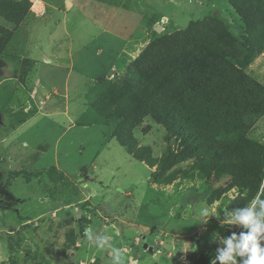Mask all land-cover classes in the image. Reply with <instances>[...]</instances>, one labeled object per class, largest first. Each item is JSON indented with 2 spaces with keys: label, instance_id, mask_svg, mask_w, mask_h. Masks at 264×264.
<instances>
[{
  "label": "rangeland",
  "instance_id": "obj_1",
  "mask_svg": "<svg viewBox=\"0 0 264 264\" xmlns=\"http://www.w3.org/2000/svg\"><path fill=\"white\" fill-rule=\"evenodd\" d=\"M44 1L64 29L40 28L36 0H0V264H117L118 250L125 264H210L227 250L223 238L234 232L235 245L250 231L222 221L249 207L264 183V116L193 148L160 113L171 94L199 83L177 49L186 43L222 54L264 87V0ZM59 41L56 65L45 50ZM68 63L84 76L80 94L33 91L63 84ZM156 75L160 96L134 93ZM65 99L86 108L69 126ZM45 101L58 106L66 135L38 143L23 124ZM204 207L213 216L201 224ZM252 207L259 213L260 201Z\"/></svg>",
  "mask_w": 264,
  "mask_h": 264
},
{
  "label": "trees",
  "instance_id": "obj_2",
  "mask_svg": "<svg viewBox=\"0 0 264 264\" xmlns=\"http://www.w3.org/2000/svg\"><path fill=\"white\" fill-rule=\"evenodd\" d=\"M177 49L181 50V59L184 57L190 59L189 61L194 64L191 69L199 72L200 77L197 78L199 83L192 84L189 94L181 91L171 94L169 96L171 101L165 111L160 113L162 119L170 115L168 120L173 133H177L185 141L193 143V148H197L210 138L222 134L234 136L244 133L264 116V87L245 75L241 68H237L227 57L211 52L209 47L204 49L198 41L186 43L182 49L178 46ZM161 69L166 68L163 66ZM181 71L180 67L174 74ZM158 77L156 75L154 79L150 78L140 83L137 92L134 93L137 95L156 93L160 96L162 83L157 82ZM153 83L154 86L149 87ZM182 115L184 118H181ZM118 122L116 126L119 125ZM219 127L220 132L216 135L214 129ZM210 142L214 148L218 143ZM203 146L202 151L209 150V148L205 150ZM19 175L20 172H14L10 174V178L14 179ZM7 185L8 182L2 184L3 187Z\"/></svg>",
  "mask_w": 264,
  "mask_h": 264
},
{
  "label": "crops",
  "instance_id": "obj_3",
  "mask_svg": "<svg viewBox=\"0 0 264 264\" xmlns=\"http://www.w3.org/2000/svg\"><path fill=\"white\" fill-rule=\"evenodd\" d=\"M30 9H31V14L35 16V19L38 21V24L40 25V28L42 30L55 32L57 30L65 28L64 21L57 22V19L50 17V15L48 14L47 3H45L44 0H36L35 3H32V6ZM70 46L72 48L73 44ZM60 47L62 48V44L59 41L58 44H56L54 47L47 46L45 50V55L46 53H48L51 56V59L54 60L56 65H58L57 64L58 57H59L58 51L60 50ZM38 51L40 50L37 49V52ZM37 52H35V50L33 51V53L35 54ZM74 70H75V67L73 63H68L66 67V79L63 84L58 85V84L51 83L49 86L37 85V87H35L33 91L36 90L38 93L43 94V93L49 92L50 90H53L52 94L58 95V96H65L67 100L70 99L71 94L72 96H77L78 94H80L79 85L80 84L83 85L80 81L82 77L84 76L81 73H78L77 71L75 72ZM78 82H79V85H78ZM31 93L33 92L31 91ZM50 99L51 98H49V100ZM66 99H65L64 107H65V112L67 114L68 122H64V124L66 126H69L70 123H72L74 120L79 118L80 111L84 107L79 106L75 99H74L75 101H67ZM52 102L55 103L56 100H52ZM57 110H59L58 106L54 104H47V101H45L43 105L39 104L37 108V112L34 114V116L31 117L30 119H27L26 122H24L23 124L24 129L28 130V134H29L28 137L32 138L34 136L35 137L34 140L40 143V142H46L47 140H49V136H51V134L53 136H56L57 132L62 136L66 135L65 133L66 131L62 132V126H61V123H59L58 117L55 116V113H57ZM84 111H86V108L82 110V112ZM46 117L47 119L51 118L49 120H51L53 123L52 126L47 130L44 129L43 127L39 128V125L42 124L43 119H45ZM38 118L40 120H36ZM50 125L51 124H49L48 126ZM94 126H96L97 128H93V129H97V131L99 130L100 135L103 134L106 129L104 125H94ZM88 128L89 127H83L82 132L78 131V135H83L87 133L90 130V129L88 130ZM109 145L105 148L103 147L104 150H106V148L108 149ZM36 151L38 152V150Z\"/></svg>",
  "mask_w": 264,
  "mask_h": 264
},
{
  "label": "clouds",
  "instance_id": "obj_4",
  "mask_svg": "<svg viewBox=\"0 0 264 264\" xmlns=\"http://www.w3.org/2000/svg\"><path fill=\"white\" fill-rule=\"evenodd\" d=\"M261 196H264V183H261L260 190L251 201L250 206L239 211L235 219L225 214L226 218L222 221V225H233L238 222L250 229V231L248 234L242 235L239 238V243L235 245L233 241L236 240L237 237L234 232L231 238H223L222 242L227 244V250L221 251L218 257L211 259L210 264H216V259H219L221 262L232 260L233 264H235L233 253L237 250H239L237 253L239 256L243 257L247 255V259L243 261V264H264V248L261 247V240L264 239V200H260ZM257 201H260L261 206V211L259 213L255 212L252 207ZM211 216L213 215L209 208H202L199 212L201 224H206ZM85 235L91 239V228L85 230ZM220 238L219 232H214L212 234L213 240ZM193 250H195V248H193ZM115 260L117 264H125V261L122 259L121 251L118 250L116 252Z\"/></svg>",
  "mask_w": 264,
  "mask_h": 264
},
{
  "label": "water",
  "instance_id": "obj_5",
  "mask_svg": "<svg viewBox=\"0 0 264 264\" xmlns=\"http://www.w3.org/2000/svg\"><path fill=\"white\" fill-rule=\"evenodd\" d=\"M155 30H156V31H159V30H160L159 26H157V27L155 28ZM263 244H264V239L261 240V245H263ZM145 246H146V245H145ZM189 250H190V247H187V246H186V251L188 252Z\"/></svg>",
  "mask_w": 264,
  "mask_h": 264
}]
</instances>
